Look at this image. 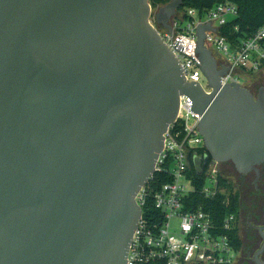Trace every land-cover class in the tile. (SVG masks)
<instances>
[{
  "label": "water",
  "instance_id": "95a60500",
  "mask_svg": "<svg viewBox=\"0 0 264 264\" xmlns=\"http://www.w3.org/2000/svg\"><path fill=\"white\" fill-rule=\"evenodd\" d=\"M150 2L0 0V264H127L182 96L201 115L198 174L210 158L264 165V87L220 81L211 23L197 27L211 93L188 83L159 31L184 0Z\"/></svg>",
  "mask_w": 264,
  "mask_h": 264
},
{
  "label": "built area",
  "instance_id": "2783aa9c",
  "mask_svg": "<svg viewBox=\"0 0 264 264\" xmlns=\"http://www.w3.org/2000/svg\"><path fill=\"white\" fill-rule=\"evenodd\" d=\"M238 14L237 7L224 2L207 15L199 17L196 10H189L182 25L172 22L173 32L159 30L164 42L178 58L188 83L193 80L204 85L202 63L197 54V27L211 23L214 28L225 25ZM154 23V19L152 20ZM208 48L217 56L220 66L226 64L231 75L221 77L227 84L240 83L244 74L264 69V25L245 40L236 51L225 38L209 32ZM208 82V81H207ZM192 101L182 96L176 122L165 134L164 149L156 163L155 174L136 197L142 216L133 236L127 264H234L238 249L234 238L237 231L236 214L230 212V194L220 177L222 164L211 158L198 174L192 161L208 156L205 139L200 133L201 115L190 112ZM157 174L169 180L154 190ZM199 178L198 188L193 176ZM155 183V181H154ZM157 183V182H156ZM151 198V208L148 207ZM198 199H223L227 211L217 221L213 210L205 208ZM146 210H152L148 214Z\"/></svg>",
  "mask_w": 264,
  "mask_h": 264
},
{
  "label": "trees",
  "instance_id": "16d2710c",
  "mask_svg": "<svg viewBox=\"0 0 264 264\" xmlns=\"http://www.w3.org/2000/svg\"><path fill=\"white\" fill-rule=\"evenodd\" d=\"M171 0H151V5L154 9H158L162 6L168 4ZM230 2L231 4L237 7L238 14L235 18H231L225 25L219 28V35L226 39V41L231 46L232 50L236 51L242 45V43L248 38L254 36L258 30L264 25V0H184L182 8L179 10L178 16L176 19L179 22H185L188 17L189 10H196L199 14V17L207 15L213 8L217 5ZM252 75L253 73H248ZM194 165V161H192ZM198 188H200L199 178L193 176ZM169 178L165 175L157 174L155 176L154 190H157L162 184L166 183ZM220 181L223 184L230 194V212H233L237 215L238 211V202L239 194H232L233 192V182L229 179L228 175H223L220 177ZM157 182V183H156ZM199 203L205 205L206 209H211L217 214H214V218L217 221L222 220L223 214L227 211L225 208V203L223 199L215 200H205L198 199ZM151 198L148 207L151 208ZM152 210H146L145 213L148 214ZM234 238L236 242V247L240 246V241L238 237V232H234Z\"/></svg>",
  "mask_w": 264,
  "mask_h": 264
},
{
  "label": "flooded vegetation",
  "instance_id": "af4514ba",
  "mask_svg": "<svg viewBox=\"0 0 264 264\" xmlns=\"http://www.w3.org/2000/svg\"><path fill=\"white\" fill-rule=\"evenodd\" d=\"M261 88L252 90L255 96ZM221 167L223 173L234 178L239 194L236 225L240 246L234 264L264 262V165L257 167L258 172L247 174L238 173L231 162Z\"/></svg>",
  "mask_w": 264,
  "mask_h": 264
},
{
  "label": "rangeland",
  "instance_id": "374dc122",
  "mask_svg": "<svg viewBox=\"0 0 264 264\" xmlns=\"http://www.w3.org/2000/svg\"><path fill=\"white\" fill-rule=\"evenodd\" d=\"M182 25L185 23V22H181ZM204 82V85L208 88V82L206 80H203ZM241 84L250 89L251 91H257L260 87H263L264 86V69L260 70L259 72H256V73H253L252 75H249V74H244L240 80ZM225 171V170H223ZM225 175H227L228 173H224ZM229 177V176H228ZM229 179L232 180L233 182V185H234V190L232 192V194L236 193L238 194V190L237 188H235V181H234V178H230ZM231 194V192L229 193ZM239 203V202H238Z\"/></svg>",
  "mask_w": 264,
  "mask_h": 264
}]
</instances>
